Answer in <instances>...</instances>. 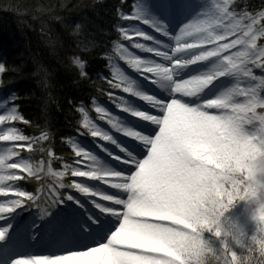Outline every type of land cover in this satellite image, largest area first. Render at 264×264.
<instances>
[{"label": "rangeland", "instance_id": "1", "mask_svg": "<svg viewBox=\"0 0 264 264\" xmlns=\"http://www.w3.org/2000/svg\"><path fill=\"white\" fill-rule=\"evenodd\" d=\"M205 1L202 10L205 13L208 11L211 13L208 16L203 14L199 19L194 20L193 26L198 25L199 20L203 24L206 23V29L203 32L199 31L196 37L197 44L227 40L219 47L226 52L225 56H222L220 62L212 61L208 70L221 65L224 70L236 72L235 79L230 81L226 88L225 86L223 88L224 84H222L212 89L213 94L208 92L206 103L212 110L220 106L228 112L217 110L218 113H216L203 110L206 113H202L203 111L200 113L191 108L185 98L180 99L181 104L178 103L177 110H174L173 105L179 99H173L167 108L154 105L160 111L166 110L160 116L163 120L160 132L164 128L165 133L159 138L156 135L145 134L146 138L152 140L153 152L148 158L151 159V167L146 166L144 161H137L134 157L119 158L131 165L136 164L130 171H122V164L106 163L104 159L86 150L87 147L80 141L74 142L76 154L91 158L89 168L85 172L77 171V174L85 177L88 173L96 181L104 175L100 172L103 168L104 171L110 169L113 174L123 177V181L118 182L121 187H124L125 192L117 198L124 207L112 208V210L126 212L134 204L133 213L137 219L123 217L124 225L121 227L119 236L105 243L102 249L98 247L96 254L92 251L84 253L73 250L68 242L66 243L69 249L67 253L44 255L46 252L43 251L39 253V256H32L24 250L16 249V247L7 248L1 244L0 264H6L5 261H9L8 264H14L16 261H21L23 264H178L182 262L183 255L188 252V245L198 241V234L194 227H198L199 222L202 221V215H206V211L210 209L226 210V203L230 205L231 211L225 219L213 220V226L217 231H221L222 245L230 250L229 253L225 251L223 257L227 263L231 264L235 259L231 250L232 246L228 248V241L232 237L228 228L232 224L231 218H234L238 225L236 236L245 235L249 224L257 226L256 230L262 229L264 163L260 157L264 155V115L256 116L255 110L259 106L264 107V71L258 74H255V71L261 66L264 58V46L259 50L257 48V42L264 38V26H261L264 10L256 20L251 22L252 19L243 20V17H238L229 10V6L235 0ZM131 15L139 22L143 20L145 26L136 22L123 25L122 36L125 40L117 45L116 56L111 59L112 75L116 80L109 81L111 83L109 98L112 105L121 110L128 100L125 93L138 87L129 74H140L138 65L142 59H145L140 54L144 51L146 42L151 41L147 44L154 45L153 43L161 41L157 34L150 32L153 29L161 32L165 28L162 22L163 7L160 2L143 0L135 6L132 14H126V17ZM158 21L162 22L161 26L156 25ZM172 35L174 36V33ZM174 47L176 46L172 45L171 49ZM121 59L126 60L129 68L121 63ZM180 63H182L180 60H173L169 68ZM4 70L5 68L0 66V85ZM176 70L185 72L187 69L184 71L181 66H178ZM171 71L174 74L173 68ZM192 86H194L193 83ZM162 88L170 91V84L166 82ZM233 88L237 93L229 98V91ZM95 103V114H98V117H92L89 109L83 108L86 114L83 125L93 129V134L96 136L99 135L98 139H93L91 143L101 144L106 153L107 144L114 142L125 150V153L132 156L130 147L123 145V140L114 139L108 127V124L113 123V127L117 130V125L121 123L122 118L109 116L110 113L107 112L110 108L109 102L97 100ZM153 117L159 118V116ZM247 122L252 123L251 127H247ZM20 123H24V120L19 110L9 108L6 102L0 101L1 239H5L8 233V227H5L7 222H11L12 225L18 222L17 217L13 220L8 217L20 213L17 204L9 201L14 193L15 181L22 177V174L15 170H24L31 176H38L42 171V167H36L32 161L21 158L23 156L21 152L32 148L36 141L31 138L33 135L25 132L26 126ZM147 128L154 129V124L147 125ZM192 131L196 135H191ZM6 143H11V146H7ZM234 166L237 167L238 173L245 174L240 184L235 183L233 174L227 173L234 172ZM51 172L56 171L51 170ZM57 173L60 172L57 171ZM61 176H56L55 182L59 185L62 183ZM251 180L255 184L252 193L256 197L251 206L250 202L246 206L244 203L241 205V192H236L241 185L249 188L247 185ZM79 190L87 202L92 193H98L104 197L101 190L94 192L83 186H79ZM128 194L131 196L129 199ZM75 197L81 200L79 195ZM77 207L81 212L82 206ZM246 208H249L247 212ZM62 240L64 238L60 236L56 243L64 245L63 242L60 243ZM194 247H198L197 243ZM55 249L51 252H59L58 248ZM118 254L120 258L116 257Z\"/></svg>", "mask_w": 264, "mask_h": 264}, {"label": "trees", "instance_id": "2", "mask_svg": "<svg viewBox=\"0 0 264 264\" xmlns=\"http://www.w3.org/2000/svg\"><path fill=\"white\" fill-rule=\"evenodd\" d=\"M137 1L0 0L3 85L14 95L12 102L24 120L21 125L26 126L25 132L34 134L40 142L36 151L52 152L56 162L74 157L70 137L83 128L84 106L91 109L95 98L109 97V81L116 80L109 57L122 36V23L132 18L126 14L134 10ZM235 8L256 14L264 9V0H239ZM261 161L264 163V155ZM236 170L234 166V172H226L240 184L245 174ZM248 183L249 188L241 185L235 191L241 192V204L254 198L255 184L252 180ZM23 184L37 189L33 179ZM225 209H210L202 215V221L194 227L198 241L188 245L178 264H229L223 254L230 250L223 247L221 231L213 226V220L226 218L230 205L226 203ZM231 222L228 248L232 246L235 255L231 264H264L263 221L261 230L253 225L245 235L238 236L234 218Z\"/></svg>", "mask_w": 264, "mask_h": 264}, {"label": "bare ground", "instance_id": "3", "mask_svg": "<svg viewBox=\"0 0 264 264\" xmlns=\"http://www.w3.org/2000/svg\"><path fill=\"white\" fill-rule=\"evenodd\" d=\"M190 6L191 5H188L186 9L189 10ZM210 13L211 12L209 11L207 13L203 12V14H207V16L210 15ZM202 15L198 16L196 20ZM161 23V21H158V24L156 25L161 26ZM193 25L194 24L192 22L183 26L178 31L176 30V38L174 37L173 39V45L176 47H174L172 50L162 47L160 42L153 43L154 45L147 44L151 41L146 42L145 49L142 54V57L145 59H142L138 65L140 74L144 75L140 76L143 77V79L136 82L138 87L132 88L127 92L128 100L125 102L124 108L122 109V117L124 119L120 120L121 123H118L117 125L118 136H120V140H123V145H128L131 148H134L136 143L147 146V157L142 161H144V164H146L148 167L152 166L151 159L148 158L152 154L153 149L151 148L152 140L145 137V134L149 133L146 126L152 124L155 120L154 124L156 125L157 129L155 133H152V135H156L159 138V136H162L165 133L164 128V130L162 129L160 132V129L163 127V120L160 116L163 115L164 111L166 110L163 109L160 111V109L154 107V105L158 104L156 102L157 98L161 95H164L162 92V85L168 82L170 87L173 88L174 91L169 97H167V102L169 104V102L171 103L173 99H179V101L175 102L176 104L173 105L174 110H177L179 107L178 103L181 104L180 99L185 98L189 100V98L195 99L196 97H200L201 99L199 100L203 101V99L206 98L208 91L214 87L216 88L217 85L224 81V76L229 75L227 69L224 70V68H221V65L208 70V66L212 61L222 57L223 52L219 47L222 46V44L227 40H220L219 42L207 41L198 45L196 37L198 36L199 31L203 32L206 29V23L203 24V22H200L199 20L198 25ZM161 32L163 33V31ZM164 48L167 49L169 56V58H167V62H164L166 67H163L158 61L159 51L164 50ZM223 56H225V54H223ZM173 60H180L182 63H180L179 66H181L184 71L193 64L199 62L202 64L198 66V70H192L194 68L191 67L184 74H180L181 71H177L176 67H172L174 70L173 74L171 71L172 68H169L170 62ZM153 78H157L158 83V85L154 88L152 87L151 81ZM192 83L194 86H192ZM235 94V89H231L229 91V98L231 95L234 96ZM223 95L224 94H222V96ZM217 110H221V107L217 106V108L213 111ZM153 116H159V118H154ZM107 148V155L109 157L106 159L104 158V162L106 163L109 162L115 164L116 162V164H118L117 155H123L127 158H130L129 156L125 155V151L114 142L108 143ZM143 155L145 154H142L141 157H143ZM121 166L122 171H130L132 169V166ZM100 172H103L104 175L101 179L98 178V181L100 180V188H98L104 195L112 196L114 198L108 201L105 199V197L99 196L98 199H100L101 205L110 208L119 207L118 209H120L121 203L117 196L123 195L125 191L124 187H121V184L118 181H123V177L113 174V171L110 169L104 171L102 168ZM117 182L118 185H116ZM91 201L92 199L90 202ZM133 207L134 205L130 206L129 213L132 214V220H136L137 217L135 216V213H133ZM115 216H117L116 212L110 210L108 218L112 220ZM123 225L118 224L112 229L111 238L115 239L117 236H119L121 227ZM106 231L108 230L106 229ZM97 246V244H91L85 246L83 249L86 252L92 251L96 254V249L98 248ZM100 248L102 249L103 247ZM119 256V254L116 255L117 258Z\"/></svg>", "mask_w": 264, "mask_h": 264}, {"label": "clouds", "instance_id": "4", "mask_svg": "<svg viewBox=\"0 0 264 264\" xmlns=\"http://www.w3.org/2000/svg\"><path fill=\"white\" fill-rule=\"evenodd\" d=\"M77 29H79L81 26L78 24L77 26ZM117 87L119 86V85H116ZM90 131H92L93 129H89ZM81 227L82 228H86L87 230H90L91 229V227H92V225L91 224H89L88 222H84L82 225H81Z\"/></svg>", "mask_w": 264, "mask_h": 264}, {"label": "snow or ice", "instance_id": "5", "mask_svg": "<svg viewBox=\"0 0 264 264\" xmlns=\"http://www.w3.org/2000/svg\"><path fill=\"white\" fill-rule=\"evenodd\" d=\"M14 264H23V262H21V261H16V262H14Z\"/></svg>", "mask_w": 264, "mask_h": 264}]
</instances>
